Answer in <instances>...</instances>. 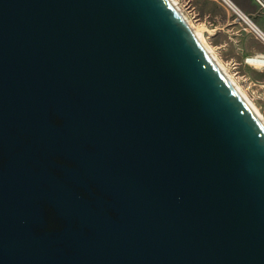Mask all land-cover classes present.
Masks as SVG:
<instances>
[{
	"label": "water",
	"instance_id": "water-1",
	"mask_svg": "<svg viewBox=\"0 0 264 264\" xmlns=\"http://www.w3.org/2000/svg\"><path fill=\"white\" fill-rule=\"evenodd\" d=\"M0 264H264V121L174 0H0Z\"/></svg>",
	"mask_w": 264,
	"mask_h": 264
},
{
	"label": "rangeland",
	"instance_id": "rangeland-1",
	"mask_svg": "<svg viewBox=\"0 0 264 264\" xmlns=\"http://www.w3.org/2000/svg\"><path fill=\"white\" fill-rule=\"evenodd\" d=\"M175 1L201 29L218 61L264 116V68L246 61L255 55V49L264 50V43L223 0Z\"/></svg>",
	"mask_w": 264,
	"mask_h": 264
},
{
	"label": "crops",
	"instance_id": "crops-1",
	"mask_svg": "<svg viewBox=\"0 0 264 264\" xmlns=\"http://www.w3.org/2000/svg\"><path fill=\"white\" fill-rule=\"evenodd\" d=\"M237 8H238V16H242L244 19V22L252 30V32L258 37L263 43L264 40L263 38L254 31L250 25L249 22H252L261 32L264 34V8L262 7L261 3L259 0H230ZM231 8V7H230ZM241 14V15H239ZM248 20V21H247ZM248 22V23H247ZM246 31L247 28H246ZM255 55L259 53H264V50L260 49H255L254 51Z\"/></svg>",
	"mask_w": 264,
	"mask_h": 264
},
{
	"label": "bare ground",
	"instance_id": "bare-ground-1",
	"mask_svg": "<svg viewBox=\"0 0 264 264\" xmlns=\"http://www.w3.org/2000/svg\"><path fill=\"white\" fill-rule=\"evenodd\" d=\"M175 1V0H174ZM229 7H231L232 10H234L237 14L239 13L238 8L230 1V0H223ZM175 3L177 4V6L179 7L178 3L175 1ZM180 8V7H179ZM181 9V8H180ZM241 15V14H239ZM246 19V18H245ZM248 21V20H247ZM191 22V21H190ZM248 23V22H247ZM192 26L195 28V30L199 33V35L201 36V38L203 39L204 43L206 44L207 48L210 50V52L213 54V52L211 51L210 47L207 45V43L204 40L202 31L199 27L195 26L192 22H191ZM250 27L256 31V33H258L264 40V34H262V32L252 23L249 22ZM214 58L217 60V62L221 65V67L225 70L224 66L218 61V59L216 58V56L213 54ZM249 64L257 67V68H264V53H259L257 55L254 56H250L247 58L246 60ZM225 72L227 73V71L225 70ZM228 74V73H227ZM229 75V74H228ZM230 76V75H229ZM231 79L233 80V82L237 85V87L240 89V91L243 93V95L245 96V98L251 103L252 107L256 110V112L260 115V117L262 118V120L264 121V116L260 113V111L257 109V107L252 103V101L248 98V96L242 91V89L238 86V84L235 82V80L232 78V76H230Z\"/></svg>",
	"mask_w": 264,
	"mask_h": 264
},
{
	"label": "built area",
	"instance_id": "built-area-1",
	"mask_svg": "<svg viewBox=\"0 0 264 264\" xmlns=\"http://www.w3.org/2000/svg\"><path fill=\"white\" fill-rule=\"evenodd\" d=\"M260 1V3H261V5H262V7L264 8V3L261 1V0H259ZM240 18L242 19V20H245L242 16H240ZM247 19V18H246Z\"/></svg>",
	"mask_w": 264,
	"mask_h": 264
}]
</instances>
